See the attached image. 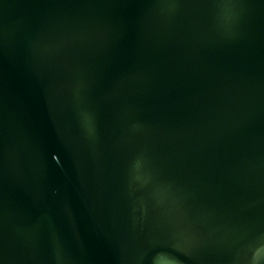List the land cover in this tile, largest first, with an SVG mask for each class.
<instances>
[{
	"label": "water",
	"instance_id": "95a60500",
	"mask_svg": "<svg viewBox=\"0 0 264 264\" xmlns=\"http://www.w3.org/2000/svg\"><path fill=\"white\" fill-rule=\"evenodd\" d=\"M0 264H264V0H0Z\"/></svg>",
	"mask_w": 264,
	"mask_h": 264
}]
</instances>
